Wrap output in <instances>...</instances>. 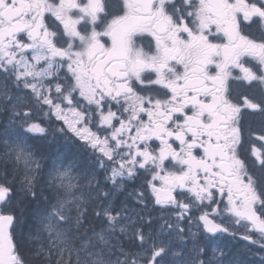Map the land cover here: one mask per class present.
Segmentation results:
<instances>
[{
  "label": "snow or ice",
  "instance_id": "obj_1",
  "mask_svg": "<svg viewBox=\"0 0 264 264\" xmlns=\"http://www.w3.org/2000/svg\"><path fill=\"white\" fill-rule=\"evenodd\" d=\"M248 110L264 118V0H0V264H264ZM48 137L75 152L45 157ZM209 234L241 256H209Z\"/></svg>",
  "mask_w": 264,
  "mask_h": 264
},
{
  "label": "flooded vegetation",
  "instance_id": "obj_2",
  "mask_svg": "<svg viewBox=\"0 0 264 264\" xmlns=\"http://www.w3.org/2000/svg\"><path fill=\"white\" fill-rule=\"evenodd\" d=\"M138 43H141V41H137ZM234 74H238V73H234ZM232 92H233V98H235L237 95L239 96H243L245 94L249 95L250 98H256L258 97V92L256 91L255 87H253L252 89H248L246 87H240L237 84H232ZM252 110H248V112L245 114V149L247 150V153L250 157L249 163L252 162V160H254V157H251V148L253 144H258V146L260 147V143L259 141L256 140L255 136H250L249 135V130L255 132L257 135L260 134V130L261 128H264V123H262V118L261 116H259L258 114H249L251 113ZM105 173H103V177H104ZM99 178V177H98ZM143 182V177H141L140 180L136 181L135 183L132 182H125L124 187L119 188V197L122 199V204L126 201H128L127 198H131V194L133 193L134 190L139 188L140 183ZM103 186V183H101ZM110 182H109V187H110ZM102 190H108L107 188H103ZM122 204L120 205V207L122 206ZM119 207V208H120ZM117 208V209H119ZM167 214V213H166ZM153 216H159L160 212L156 211L152 213ZM198 215V213H197ZM225 224H228V221H225ZM195 230V229H194ZM208 238V237H207ZM225 238V239H229L231 237H227L225 235H216V240L214 238H209L210 240H215V245L212 247L217 248L218 250H222L224 252H226L228 255L225 257L226 259L229 258H238L237 257V253L236 251L239 250L238 247H230V246H223L221 245V240ZM232 239V238H231ZM235 243H245L242 240L239 239H232ZM220 245H216L219 244Z\"/></svg>",
  "mask_w": 264,
  "mask_h": 264
},
{
  "label": "trees",
  "instance_id": "obj_3",
  "mask_svg": "<svg viewBox=\"0 0 264 264\" xmlns=\"http://www.w3.org/2000/svg\"><path fill=\"white\" fill-rule=\"evenodd\" d=\"M29 143H33V141H29ZM34 143H35V145L38 148L41 149L42 154L45 157H47L50 154H53V153H56L57 152V150L55 151V149H54V147H55L54 144H52L51 142L50 143L47 142V140H42V143L41 144H38L37 141L35 140ZM73 151L75 152V148L74 147H71V146L69 148H68V146H66L65 149L62 147V149L60 150V152H61L62 155L63 154H69V155L70 154H73ZM22 220H23V218H22ZM23 230L26 231V228L23 229ZM21 231H22L21 227L19 225H17V227L15 228V233L17 235H19ZM238 247L240 248L241 246L239 245Z\"/></svg>",
  "mask_w": 264,
  "mask_h": 264
},
{
  "label": "rangeland",
  "instance_id": "obj_4",
  "mask_svg": "<svg viewBox=\"0 0 264 264\" xmlns=\"http://www.w3.org/2000/svg\"><path fill=\"white\" fill-rule=\"evenodd\" d=\"M58 127H59V125H57ZM257 146V145H256ZM257 147H259V146H257ZM1 205H2V203H0V207H1ZM202 241L203 242H205L206 241V246H210V244L211 243H213V242H211V241H209L208 239H202ZM215 243V242H214ZM181 245L178 243V242H176V243H173V245H172V250L173 251H179L180 249H181ZM187 247L188 248H190L191 247V244L189 243L188 245H187ZM171 259H172V257H171V253H169V255L167 256V257H165V261H171Z\"/></svg>",
  "mask_w": 264,
  "mask_h": 264
}]
</instances>
